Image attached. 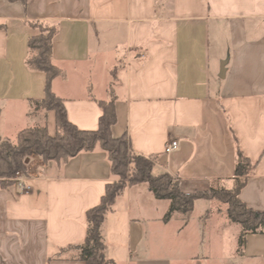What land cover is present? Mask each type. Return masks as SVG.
Listing matches in <instances>:
<instances>
[{
  "label": "crops",
  "instance_id": "0c3cea01",
  "mask_svg": "<svg viewBox=\"0 0 264 264\" xmlns=\"http://www.w3.org/2000/svg\"><path fill=\"white\" fill-rule=\"evenodd\" d=\"M32 21L57 26L52 62L63 77L52 92L71 124L95 130L96 101L112 100V136L125 134L184 194L229 188L244 157L255 168L238 198L264 212V0H0V139L43 126L55 134L54 113L34 105L45 77L25 66ZM24 175L28 192L0 190V264H85L69 248L83 244L85 214L115 180L107 154L96 146L62 164L32 157ZM148 194L142 183L116 198L101 228L108 260L264 264V235H248L240 253L236 241L234 252H210L195 233L216 213L195 221L196 200L186 223L178 214L164 223L169 202Z\"/></svg>",
  "mask_w": 264,
  "mask_h": 264
},
{
  "label": "trees",
  "instance_id": "16d2710c",
  "mask_svg": "<svg viewBox=\"0 0 264 264\" xmlns=\"http://www.w3.org/2000/svg\"><path fill=\"white\" fill-rule=\"evenodd\" d=\"M27 25L36 30L37 35L28 39L25 66L45 77L44 98L35 101L34 105L54 113L55 134L49 135L47 128L43 126L21 130L14 141L0 139V190L15 184L14 177L17 172L25 174L28 161L32 157H37L44 163L62 164L81 152L92 151L99 146L107 154L110 171L115 180L105 186L100 203L85 214L84 242L80 246L69 248L75 251L76 259L85 264H115L105 257L102 224L124 188L142 183L147 185L156 200L169 202L168 211L162 219L164 223L174 214L180 215L186 223L196 200H217L226 206L228 220L240 227L237 241L239 253L248 235H264V212L247 208L238 198L255 164L241 158L235 164L229 188L211 187L207 191L182 193L177 177L167 173H154V159L132 153L125 134L117 138L112 136V127L116 122L112 100L96 101L101 115L95 130H79L68 121L62 99L52 92L53 80L63 77V72L52 62V40L57 33V26L42 21H32Z\"/></svg>",
  "mask_w": 264,
  "mask_h": 264
},
{
  "label": "rangeland",
  "instance_id": "374dc122",
  "mask_svg": "<svg viewBox=\"0 0 264 264\" xmlns=\"http://www.w3.org/2000/svg\"><path fill=\"white\" fill-rule=\"evenodd\" d=\"M150 195V194H148ZM150 199H153V196L150 195ZM154 201V200H153ZM148 207L152 208L151 205L148 204ZM206 210V212H205ZM226 206L222 204L221 202L217 200H200L197 203H195V214L194 219L195 221H199L198 217L201 214L205 215H213L214 213L217 214V221L214 222V220L207 222L206 225L203 224V222H200L201 225V231L193 230L191 226L190 227V234L192 233L197 234V236H200L204 234V242L206 245V249L210 252L214 251L217 252V254H228V252H234V244L235 241H238V236L240 234V227L235 224L231 223L228 218L226 217ZM216 223H219V226ZM195 225V224H194ZM217 227V228H216ZM193 230V231H192ZM219 230L218 232H216ZM202 233V234H201ZM238 248L236 249V251Z\"/></svg>",
  "mask_w": 264,
  "mask_h": 264
},
{
  "label": "built area",
  "instance_id": "2783aa9c",
  "mask_svg": "<svg viewBox=\"0 0 264 264\" xmlns=\"http://www.w3.org/2000/svg\"><path fill=\"white\" fill-rule=\"evenodd\" d=\"M176 148H177V142H171L164 147V153L169 154L170 152H172ZM14 181H15L16 185L18 186V188L20 189V191H22V192H28L29 191V188L26 187L24 184V181H25L24 173L17 172L15 174Z\"/></svg>",
  "mask_w": 264,
  "mask_h": 264
},
{
  "label": "water",
  "instance_id": "95a60500",
  "mask_svg": "<svg viewBox=\"0 0 264 264\" xmlns=\"http://www.w3.org/2000/svg\"><path fill=\"white\" fill-rule=\"evenodd\" d=\"M225 65H226V61H223L220 65V75L223 78L224 73H225ZM241 160V157L239 156V161Z\"/></svg>",
  "mask_w": 264,
  "mask_h": 264
}]
</instances>
